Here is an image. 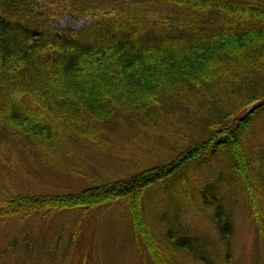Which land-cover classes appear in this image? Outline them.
Wrapping results in <instances>:
<instances>
[{"label": "trees", "instance_id": "trees-1", "mask_svg": "<svg viewBox=\"0 0 264 264\" xmlns=\"http://www.w3.org/2000/svg\"><path fill=\"white\" fill-rule=\"evenodd\" d=\"M66 14L89 21L60 29L55 20ZM162 67L170 73L164 76ZM263 116L264 0H0V148L24 159L28 148V154L65 156L72 169L83 162L72 145L81 135L107 145L121 135L125 145L131 138L143 149L168 152L162 164L74 193H0V223L116 203L127 206L139 254L152 264H243L233 252L221 190L202 187L199 201L209 210L214 237L187 229L172 214L171 206L182 202L177 192L170 206L162 202L157 236L143 198L155 188L165 195L187 168L206 167L202 173L212 175L210 164L223 162L264 234L262 179L242 137ZM8 162L0 156V175H8Z\"/></svg>", "mask_w": 264, "mask_h": 264}, {"label": "rangeland", "instance_id": "rangeland-1", "mask_svg": "<svg viewBox=\"0 0 264 264\" xmlns=\"http://www.w3.org/2000/svg\"><path fill=\"white\" fill-rule=\"evenodd\" d=\"M55 21L60 29H78L89 19L77 20L66 14ZM97 63L93 61L90 65L95 66ZM164 70L162 67V71ZM167 73L170 72L166 71L164 76ZM39 114L43 115L42 118L46 115L43 112ZM242 137L248 143L252 155L257 158L253 166H257L262 179L259 206L264 214V116L255 119L253 126ZM119 138L122 136L112 137L110 145H107L106 142L96 141L93 136H89L92 143L84 141L82 135L79 136L78 146L72 144L76 152L73 156H79V160L83 159V162L80 167L77 166L78 161L73 162L76 164L74 169L64 164L65 156L49 157L36 152L28 154L31 149L28 148L27 159H24L19 157L17 150L4 146L0 148V156L9 161L8 175H0V193L7 198L18 194L36 197L74 193L104 179L127 177L149 164H162L164 155L168 153L151 146L143 149V143L131 138L125 140V145ZM156 140L163 143L162 139ZM141 141L145 143L148 139ZM16 168L20 173L12 171L18 170ZM210 168L212 175L202 173H205L206 167L203 171H197L195 167L187 168L182 172L183 179L171 183L165 195L157 188L145 195L144 209L153 231L159 236L162 228L158 227V215L164 207L162 202L167 199L170 206L175 200L172 195L177 192L182 202L171 206L172 214L178 212V218L187 229L197 228L198 234L214 237L209 210L199 201L202 198V187L221 190L223 199L227 198V209L233 227L234 254L243 264H264V234L257 232L251 209L246 205V198L238 187V177L223 162H212ZM205 175L209 178L206 179ZM199 183H202L201 188ZM237 194L238 198H234ZM124 208L127 206L115 203L89 211L84 208H76L71 212L54 209L49 213L50 216L54 215L53 218L37 213L25 218L4 220L0 223V264H152L147 257L140 256L136 235L133 228L130 229L131 217ZM161 250L170 262H176V256L168 248L162 247ZM189 264L197 263L191 261Z\"/></svg>", "mask_w": 264, "mask_h": 264}]
</instances>
